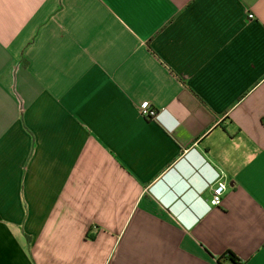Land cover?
<instances>
[{"label": "crops", "instance_id": "0c3cea01", "mask_svg": "<svg viewBox=\"0 0 264 264\" xmlns=\"http://www.w3.org/2000/svg\"><path fill=\"white\" fill-rule=\"evenodd\" d=\"M227 250L264 264V0H0V264Z\"/></svg>", "mask_w": 264, "mask_h": 264}, {"label": "built area", "instance_id": "2783aa9c", "mask_svg": "<svg viewBox=\"0 0 264 264\" xmlns=\"http://www.w3.org/2000/svg\"><path fill=\"white\" fill-rule=\"evenodd\" d=\"M253 13H248V18H253ZM141 114L148 119H157L158 111L153 108L150 104L143 103L140 106ZM207 186L211 187L212 195L209 201V207L219 206L222 202V196L225 191V183L221 179L220 174H216V176L209 182H207Z\"/></svg>", "mask_w": 264, "mask_h": 264}, {"label": "trees", "instance_id": "16d2710c", "mask_svg": "<svg viewBox=\"0 0 264 264\" xmlns=\"http://www.w3.org/2000/svg\"><path fill=\"white\" fill-rule=\"evenodd\" d=\"M217 261L219 264H242L237 255L230 250L217 257Z\"/></svg>", "mask_w": 264, "mask_h": 264}]
</instances>
